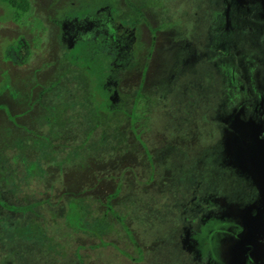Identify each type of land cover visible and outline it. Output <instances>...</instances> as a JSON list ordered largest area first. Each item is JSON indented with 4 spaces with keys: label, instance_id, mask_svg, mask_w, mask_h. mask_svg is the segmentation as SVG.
<instances>
[{
    "label": "rangeland",
    "instance_id": "1",
    "mask_svg": "<svg viewBox=\"0 0 264 264\" xmlns=\"http://www.w3.org/2000/svg\"><path fill=\"white\" fill-rule=\"evenodd\" d=\"M240 1L223 35L255 87L264 0ZM30 2L25 26L0 2V264H263L264 135L212 58L221 0ZM105 7L136 37L111 72L95 43L63 39Z\"/></svg>",
    "mask_w": 264,
    "mask_h": 264
},
{
    "label": "flooded vegetation",
    "instance_id": "2",
    "mask_svg": "<svg viewBox=\"0 0 264 264\" xmlns=\"http://www.w3.org/2000/svg\"><path fill=\"white\" fill-rule=\"evenodd\" d=\"M225 1L226 2L223 3V1L221 0L222 3L216 7V12L214 11L211 14L214 17L217 14V17L215 18L218 20L216 22V26L213 28V34L221 35L219 37L225 40L222 45H216V40L213 42L211 52L213 55L212 58L225 59L224 65L225 70L229 76V84L231 82L232 86L233 83L236 87H238V89L242 93H244V105L242 106L243 108L238 111L240 117L243 118L242 121H240V124L244 127H249L250 132L252 131V129L258 130L260 131L261 135H264V85H261L264 82H261V84L258 83L254 87V85H250V82L252 81H250L249 78H245L248 84L245 85L242 83L240 78L242 77L243 79V67L241 65L239 69V63L236 62H234V66L232 65L230 59L231 55L229 54L230 46L226 43V40L229 35H223L229 31H233L234 33L237 32L239 28V23H242L247 20L245 13L242 11L244 3H242L240 0ZM148 23L150 24L149 21ZM64 26L65 30L63 31V39L66 40L68 43L78 40V38L88 40L91 44L95 43V46L98 48V50L102 52L100 55L105 57L109 56V58L111 59V62L108 63V69L110 72L112 71V69H114L113 67L118 68L121 66V63H116L114 62L115 60H117L118 58L119 60L128 59L131 56L129 55L130 53H132L130 52L132 48L130 44L136 40V37H134L132 35L133 33H131L132 28L128 26H123L120 22L116 21L114 16L106 7L99 9L93 16L85 15L82 19L67 22ZM126 33L128 34V36H125ZM214 38L216 39L217 37ZM125 39L127 41V45H125L126 41L125 44L123 43ZM109 74L110 73H107L104 76V81L99 85H102L100 89L104 87L106 93L113 97L114 95L116 96L115 88L117 86V83L111 79V76ZM261 77L262 76H260V78ZM262 78L264 80V76ZM239 82L242 85H238ZM256 144L257 149L260 150L259 144ZM259 154L261 155L260 152ZM243 191L244 188L242 187L240 189L239 195H241ZM225 198V206L222 207L218 205L216 208H214L215 210H217V212L223 214L227 212L228 207H226V203H230L231 199L230 197ZM240 198L241 197H239L238 199ZM234 200L235 204H239L240 207L242 206L241 203L237 200V198H234ZM253 213L254 212H252V216H254ZM262 262L264 263V258Z\"/></svg>",
    "mask_w": 264,
    "mask_h": 264
},
{
    "label": "trees",
    "instance_id": "3",
    "mask_svg": "<svg viewBox=\"0 0 264 264\" xmlns=\"http://www.w3.org/2000/svg\"><path fill=\"white\" fill-rule=\"evenodd\" d=\"M0 2L5 4L11 11V20L14 24L18 26L26 25L27 17L32 10L30 0H0Z\"/></svg>",
    "mask_w": 264,
    "mask_h": 264
},
{
    "label": "crops",
    "instance_id": "4",
    "mask_svg": "<svg viewBox=\"0 0 264 264\" xmlns=\"http://www.w3.org/2000/svg\"><path fill=\"white\" fill-rule=\"evenodd\" d=\"M49 197H51V193L49 194Z\"/></svg>",
    "mask_w": 264,
    "mask_h": 264
}]
</instances>
